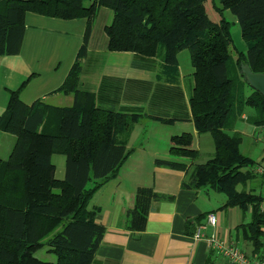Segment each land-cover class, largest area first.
Instances as JSON below:
<instances>
[{
    "label": "trees",
    "instance_id": "16d2710c",
    "mask_svg": "<svg viewBox=\"0 0 264 264\" xmlns=\"http://www.w3.org/2000/svg\"><path fill=\"white\" fill-rule=\"evenodd\" d=\"M219 1L236 16L247 44L246 53H237L240 76H231L229 70L231 23L225 18L212 21L206 0H0V55L21 52L27 12L88 20L78 60L60 88L75 94V104L58 110L57 130L47 127L53 115L46 106L40 102L29 106L21 100L24 86L11 92L7 110L0 114V130L16 136L9 158L0 159V264H92L105 234L98 222L100 209L90 208L89 203L130 155L122 136L130 133L137 118L106 110L79 89L81 60L88 53L101 7L114 14L106 27L110 51L160 59L169 80L178 76V53L190 51L195 69L190 97L193 122L200 134L212 135L215 151L207 162L195 163L199 152L193 147L194 135L186 132L171 138V158H157L155 164L186 171L183 188L224 193L226 206L255 207V218L244 227V234L261 253L263 196L255 193L254 186L247 189L250 182H257V163L241 150L244 136L236 123L251 109L248 121L264 126V96L249 85L241 69L248 63L254 72H264V0ZM216 9L220 12V7ZM54 154L66 156L62 180L55 175ZM172 199L153 188L139 187L135 205L126 213L130 229L146 228L153 201ZM45 246L56 254V262L35 256Z\"/></svg>",
    "mask_w": 264,
    "mask_h": 264
},
{
    "label": "crops",
    "instance_id": "0c3cea01",
    "mask_svg": "<svg viewBox=\"0 0 264 264\" xmlns=\"http://www.w3.org/2000/svg\"><path fill=\"white\" fill-rule=\"evenodd\" d=\"M113 15L107 7L99 9L88 53L81 60L79 89L98 106L134 115L137 121L130 133L122 136L130 155L89 203L90 208L100 209L98 222L106 230L92 264H232L205 239L194 237L200 225L205 234L214 233L250 256L256 255V247L244 234V227L255 218V207L243 210L226 206L224 193L183 188L186 171L155 164L157 158H171V138L186 132L194 135L193 147L199 152L195 163L207 162L215 151L212 135L200 134L193 122L190 97L195 69L190 52L185 49L178 53V76L169 80L160 59L146 60L134 52L108 49L106 27ZM87 24L86 18L66 20L26 13L21 52L0 55V114L6 112L11 92L24 86L21 100L29 106L37 102L46 106L49 115H53L48 120L51 125H46L54 132L57 130L58 110L75 104V94L60 88L78 60ZM247 118V114L242 115L236 130L244 140H254L256 130H264V126L254 125ZM15 143V135L0 130V159L9 158ZM55 155L62 154L53 155L56 166ZM55 175L60 180L65 178L66 156L65 168L58 175L56 166ZM252 185L256 194L264 195L258 191L259 186L264 187L263 177L258 176ZM252 185L249 183L247 189ZM139 187L174 196L172 200L152 202L143 231L130 229L126 215L135 205ZM209 214L217 216L216 227L208 225Z\"/></svg>",
    "mask_w": 264,
    "mask_h": 264
},
{
    "label": "rangeland",
    "instance_id": "374dc122",
    "mask_svg": "<svg viewBox=\"0 0 264 264\" xmlns=\"http://www.w3.org/2000/svg\"><path fill=\"white\" fill-rule=\"evenodd\" d=\"M89 4L90 2L87 1L86 5H89ZM216 7H220V12L217 11ZM205 8H206L208 17L212 21L219 23L222 20V18H225L231 23V32H232L233 42H232L230 51L233 56V59L229 65V70H230L231 76H240L241 70H240V66L237 65V58H238L237 53L238 52L246 53L247 44L242 37L241 27L237 21L236 16L233 13H231L229 10L223 9V6L220 4L219 0H206ZM186 52H190V51L187 49ZM250 113H252V110L248 109L246 111V114L249 115ZM238 122L242 123L241 118L238 120ZM242 151L248 154L249 156H251L255 161H259V160L261 161V156L264 152V130H261V129L256 130V135L254 136V140L245 137V140L242 144ZM54 162L57 166V174L59 175L60 171H62L65 168V156L55 155ZM250 183L252 185L253 181ZM90 186H92V184H90ZM259 188H258V191L264 192V187L261 188L259 186ZM57 228L59 227L57 226ZM49 236L50 235L46 236L43 239V241L47 242ZM48 250L49 248L45 246L41 250L37 251L35 256L43 261L56 262L57 261L56 254L51 253Z\"/></svg>",
    "mask_w": 264,
    "mask_h": 264
},
{
    "label": "built area",
    "instance_id": "2783aa9c",
    "mask_svg": "<svg viewBox=\"0 0 264 264\" xmlns=\"http://www.w3.org/2000/svg\"><path fill=\"white\" fill-rule=\"evenodd\" d=\"M254 172L257 176L264 178V160L256 164ZM259 210L264 214V195L260 201ZM207 223L209 226L216 227L218 223L217 216L215 214H209ZM203 228L204 226H198L194 237L197 239H205L212 248L218 250L232 264H264V247L261 253L250 256L236 244L226 242L214 233L211 235L205 234ZM262 231L264 232V227H262Z\"/></svg>",
    "mask_w": 264,
    "mask_h": 264
},
{
    "label": "water",
    "instance_id": "95a60500",
    "mask_svg": "<svg viewBox=\"0 0 264 264\" xmlns=\"http://www.w3.org/2000/svg\"><path fill=\"white\" fill-rule=\"evenodd\" d=\"M241 69L249 85L264 96V72H254L248 63L243 64Z\"/></svg>",
    "mask_w": 264,
    "mask_h": 264
}]
</instances>
